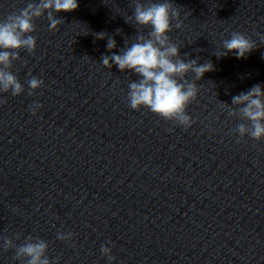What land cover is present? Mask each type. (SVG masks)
Instances as JSON below:
<instances>
[{
  "label": "clouds",
  "instance_id": "9594fccd",
  "mask_svg": "<svg viewBox=\"0 0 264 264\" xmlns=\"http://www.w3.org/2000/svg\"><path fill=\"white\" fill-rule=\"evenodd\" d=\"M78 7L77 0H39L38 3L29 2L18 13H12L0 21V93L10 92L15 97L25 91L10 69L14 61L21 59V50L29 54L35 52L37 40L31 35L36 30L35 20L44 17L46 13L49 31L55 32L64 20L56 18L54 13L71 12ZM130 19L139 26L135 42L122 49L120 54L103 55L102 65L111 69L114 64L121 72L130 70L140 77L138 81L128 84L127 101L130 109L140 111L147 108L165 121L185 129L190 128L193 120L187 109L198 95L196 81L201 80L205 73L213 71V64L210 61L199 64L196 59L185 60L180 56V48L172 42L169 33L173 29V21L177 29L183 26V21L180 19V9L174 7L170 0L147 4L136 0L133 17ZM143 28H150V31L145 35L141 31ZM95 36L97 39H105L106 33H95ZM261 42L264 43V36ZM106 46L109 51L115 49L116 40L107 37ZM222 46L225 51L218 58L231 52H235L238 59L247 58L257 48L250 37L240 32L231 33ZM190 72L194 74L192 81L186 78ZM28 85V95L31 96L44 85V81L33 76L28 80ZM3 103L5 101L0 99V104ZM222 104L228 105L224 102ZM41 107L39 103L31 105L32 115H36ZM237 115L247 122L236 126L234 131L239 138L247 135L255 141L264 140V89L261 85H254L247 92L232 98L231 105H228V116ZM57 238L71 241L73 235L71 232L58 233ZM20 239L19 233L14 237H0V247L5 252L14 250L13 258L20 264H56L47 255L49 245L45 240L29 235L23 243L14 242ZM100 251L111 264L115 259L112 249L101 245Z\"/></svg>",
  "mask_w": 264,
  "mask_h": 264
}]
</instances>
